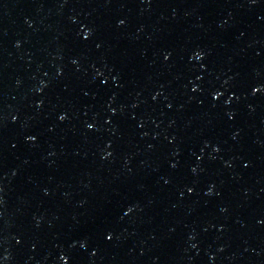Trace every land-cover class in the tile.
<instances>
[{
  "label": "water",
  "instance_id": "1",
  "mask_svg": "<svg viewBox=\"0 0 264 264\" xmlns=\"http://www.w3.org/2000/svg\"><path fill=\"white\" fill-rule=\"evenodd\" d=\"M263 121L264 0H0V264H216Z\"/></svg>",
  "mask_w": 264,
  "mask_h": 264
},
{
  "label": "snow or ice",
  "instance_id": "2",
  "mask_svg": "<svg viewBox=\"0 0 264 264\" xmlns=\"http://www.w3.org/2000/svg\"><path fill=\"white\" fill-rule=\"evenodd\" d=\"M253 2H255V0H253ZM121 23H123V21H121ZM167 58H168V57L166 56L165 59H167ZM197 58H200L199 54H197ZM259 90H260V89H257V91H259ZM193 91H195V89H193ZM217 95H219V93H217ZM65 118H66V117L63 116V115H61V116L59 117V119H60L61 121H63ZM88 127L91 128V127H93V126L90 124V125H88ZM29 139H35V138H34V137H29ZM217 151H219V149H217ZM109 155H110V153H109ZM193 171H195V169H193ZM189 191L191 192L192 189H189ZM129 212H131V209H129ZM111 238H112L111 236L108 237L109 240H110ZM82 246H83V245H82ZM61 259L63 260L64 257H61ZM65 264H66V262H65Z\"/></svg>",
  "mask_w": 264,
  "mask_h": 264
}]
</instances>
